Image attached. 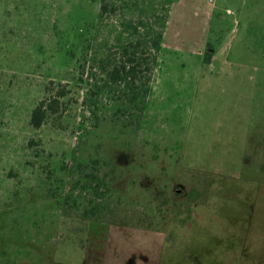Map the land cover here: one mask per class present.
<instances>
[{
    "label": "rangeland",
    "instance_id": "1",
    "mask_svg": "<svg viewBox=\"0 0 264 264\" xmlns=\"http://www.w3.org/2000/svg\"><path fill=\"white\" fill-rule=\"evenodd\" d=\"M164 2L101 21L99 0H0V264H170L212 192L220 232L175 256L264 264V0ZM131 18L164 22L147 98L100 66Z\"/></svg>",
    "mask_w": 264,
    "mask_h": 264
},
{
    "label": "trees",
    "instance_id": "2",
    "mask_svg": "<svg viewBox=\"0 0 264 264\" xmlns=\"http://www.w3.org/2000/svg\"><path fill=\"white\" fill-rule=\"evenodd\" d=\"M146 1V0H145ZM144 0H99L98 16L103 21L104 17L113 15L118 17L123 13H133L132 9L139 10L138 16H142L147 11L143 6ZM143 3V4H142ZM170 4V0H165L163 4ZM119 11L122 13H119ZM170 11V8H169ZM160 12V13H159ZM150 12L146 13V18L150 17ZM159 13V14H158ZM167 9L165 6H160V9L156 14V17L164 19L166 17ZM119 16L118 18H120ZM122 19V18H120ZM123 28L128 31V37L126 41L121 45L120 54L115 56L114 59H108L110 56H106V60H103L102 70L106 71L110 83H117L121 80L128 82L131 80L133 83L139 81L137 86L130 85L131 95L138 93L142 98H147L153 75L158 68L157 60L160 47L162 45L163 27L164 22H158L157 26L152 27L151 24L145 23L138 18L136 22H133V18L130 20L122 21ZM143 26V32L139 31L140 26ZM108 66L109 70L104 67ZM102 90L108 89L105 84L99 86ZM104 88V89H103ZM132 89H138L135 92ZM56 104L49 102L48 107L51 112H55ZM43 104V99L39 100L32 108L30 113V122L34 126H39L44 118L47 109Z\"/></svg>",
    "mask_w": 264,
    "mask_h": 264
},
{
    "label": "crops",
    "instance_id": "3",
    "mask_svg": "<svg viewBox=\"0 0 264 264\" xmlns=\"http://www.w3.org/2000/svg\"><path fill=\"white\" fill-rule=\"evenodd\" d=\"M214 61H216V58H213V51H212L211 52V59L208 62L212 63ZM206 62H207V60H206ZM210 198H212V199L210 200ZM216 199H218L217 192H212L211 194L209 193L208 196L206 197V202L204 199L203 203L194 205V207H196V209H197L196 214L193 213L191 215H188L185 211L183 214H181L178 217V218L181 217L180 218L182 220L181 222L186 221L188 223L186 228H185L186 234H185L184 238L181 237V235L183 233L179 232L177 234V236L174 238L173 244L170 246L171 250L169 249L170 250L169 255H168L169 258H166L167 261H165L164 263L170 262V264H192V261H191L192 259L187 258L188 260H186V261H184V263H182L183 261H180L179 258L175 256V253L177 254V249H173L175 246V243L186 241L185 239L188 238L189 236H191L193 231H195V230L198 231L199 235H204V236H207V234L210 233V230L212 228H216V230L218 231L216 233L220 232V228L217 227L216 225H218L217 222L222 219L223 213L220 212L221 208L219 206V202L217 203ZM209 202L215 204V206H214L215 210L214 211H213V208H209V207L207 208V205L209 204ZM173 204H175L174 208L177 207V209H178L179 207H181L180 206L181 202H174V203H172V206H173ZM204 215H205V230L202 233H200L199 231L204 229V227L203 228H200V227L204 226V225L198 226L199 225L198 220L201 216H204ZM211 221H212V223H211ZM243 231H244V229H243ZM238 246H240V250H242V247H246L247 245L239 244ZM233 262H235L234 264H238L239 261L234 260Z\"/></svg>",
    "mask_w": 264,
    "mask_h": 264
},
{
    "label": "water",
    "instance_id": "4",
    "mask_svg": "<svg viewBox=\"0 0 264 264\" xmlns=\"http://www.w3.org/2000/svg\"><path fill=\"white\" fill-rule=\"evenodd\" d=\"M207 57H206V60L209 61L211 59V52L213 51V48L212 47H208L207 48Z\"/></svg>",
    "mask_w": 264,
    "mask_h": 264
},
{
    "label": "flooded vegetation",
    "instance_id": "5",
    "mask_svg": "<svg viewBox=\"0 0 264 264\" xmlns=\"http://www.w3.org/2000/svg\"><path fill=\"white\" fill-rule=\"evenodd\" d=\"M207 48L205 49V58L207 57V53H208Z\"/></svg>",
    "mask_w": 264,
    "mask_h": 264
}]
</instances>
